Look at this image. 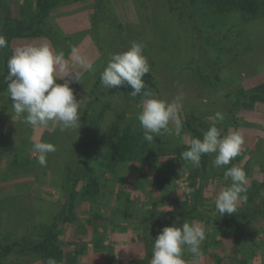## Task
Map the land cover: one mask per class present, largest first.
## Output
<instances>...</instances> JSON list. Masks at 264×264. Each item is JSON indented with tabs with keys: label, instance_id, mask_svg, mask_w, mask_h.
Returning a JSON list of instances; mask_svg holds the SVG:
<instances>
[{
	"label": "rangeland",
	"instance_id": "obj_1",
	"mask_svg": "<svg viewBox=\"0 0 264 264\" xmlns=\"http://www.w3.org/2000/svg\"><path fill=\"white\" fill-rule=\"evenodd\" d=\"M2 1L9 8L13 19L22 18V7L27 0ZM110 1L113 10L108 7L102 8L104 15H100L103 17L108 15L102 23L101 19L97 18L96 0L57 6L50 11L47 20V25L52 31L70 42L71 47L75 46L78 52L91 60L96 67V72L90 73L76 65L77 70L81 72V79L80 82L71 83L70 87L76 100L80 101V117L87 109L93 86L100 83V73L106 66L110 54L128 50L132 41L145 45L143 54L150 65L149 73L156 83L155 97L171 101L177 94H183L182 120L185 116L193 115L216 122L209 117L216 112L226 116L231 106L229 100L232 103L235 93L240 89H251L264 81V16L247 18L232 14L231 18L225 20L220 18L212 20L213 18H204V13L201 12L200 15L199 12L202 19L215 27L214 31L221 30L225 22H231L228 24L229 30L233 27L231 25L241 22L248 28L247 33L250 36L252 34L250 44L238 52L237 56L230 60H221L223 66L219 69V79L213 78L205 82L198 74H194L191 66L195 55L199 56L200 64L206 59L203 44L196 46L198 40L195 41L191 26L190 28L185 26L178 20L176 13L167 11L168 4L165 5L161 0ZM107 20L109 22L106 23ZM115 20L121 24L120 27L113 25ZM222 32L223 30L219 33L213 32L216 35H202L207 51L210 52L211 49L216 59L225 57L224 51L228 45L220 39ZM200 37L201 34L197 33L196 38ZM43 42H49L56 49L50 39L43 35L35 38H14L11 49L14 51L16 47L25 44L38 45ZM58 45L62 47L64 42ZM70 50L71 48L66 50V57L69 56ZM6 100V95L0 98V239L15 232L17 235H24L29 225L34 227L42 223L48 224L57 216L61 207V196L50 184L51 170L55 169V164L60 159V149L66 146L73 133L79 130L61 132L51 122L46 128L33 129L16 118L12 107L6 105ZM124 102L116 104L117 108L130 105L129 102ZM136 109L137 113H127L126 117L132 118V124L138 129L141 128L138 121V113L142 110L141 100L136 104ZM239 118L237 128L229 127L225 132L227 134L230 130L238 129L245 139L241 154L237 156L238 160L234 165L244 169L248 175V183L249 180L261 181L263 173L260 164H264V104L256 103L253 110L240 113ZM173 138L183 144L189 143L186 134H181L180 139ZM39 140L56 146V151L47 156L46 167H41L37 163L35 154L31 151L32 145ZM165 160L162 159L164 169ZM131 168L135 170V167ZM121 171V174L124 173ZM132 171L129 170L126 174L123 187L134 199L135 209L138 210L130 211V217L117 219L116 225H113L107 218L118 207L115 200L108 202L107 209L99 211L105 218L103 222L94 219L89 221L93 213L88 211L87 203L78 205L74 211L78 220L63 225V233L58 241L64 264H130L134 260L144 258L145 246L141 240L143 225L140 220L145 211H139L143 208L138 199L146 202L149 198L158 197L159 193L151 192L152 189L148 187H144L143 192L134 189L136 184L138 186L142 184L138 181L137 174ZM175 182L177 188L172 186V192L168 190L169 195L164 196V199L170 201L186 194L184 188L188 187V182L184 179H176ZM228 183L230 181H225L223 175L209 183L199 207L202 213L211 216L218 213L214 203L215 197L222 188L229 186ZM87 221L92 224L89 225ZM199 222L206 233L201 245L203 256L199 264H212L206 257L207 251L219 245L214 240L213 230L203 221ZM140 250L143 253L142 257H135ZM183 258L187 264H192L193 257L187 250ZM1 263L43 264V261L35 256L18 258L9 256L7 262H3V258L0 257Z\"/></svg>",
	"mask_w": 264,
	"mask_h": 264
},
{
	"label": "trees",
	"instance_id": "obj_2",
	"mask_svg": "<svg viewBox=\"0 0 264 264\" xmlns=\"http://www.w3.org/2000/svg\"><path fill=\"white\" fill-rule=\"evenodd\" d=\"M77 1L83 0H27L22 7V18L13 19L9 8L0 0V34L7 40V47L0 49V94L6 92V63L13 52L11 42L14 38H35L43 35L50 39L57 51L66 53V50L71 48L70 42L48 27L47 20L53 8ZM161 1H164L165 5L168 4L167 11L176 13L182 24L191 26L195 41L198 40L196 46L203 44L206 59L200 64L199 56L195 55L192 65L189 64L188 67L192 66L194 74H198L205 82L213 78L219 79V69L223 66L221 60H230L247 47L252 31L250 29V36L247 33L248 28L241 22L234 23L229 30L228 24L231 22H225L220 39L228 45L224 51L225 57L216 59L211 49L210 52L207 51L202 35H216L215 33L221 30L214 31L215 27L202 19L199 12L200 15L201 12L204 13V18H213L212 20H225L231 18L232 14L247 18L264 16V0ZM96 7L97 18L101 19V23L108 18V15H100H104L102 8L113 10L110 0H96ZM115 24L117 27L121 26L116 20L113 25ZM197 33L201 34L199 39L196 38ZM60 42H64L62 47L58 45ZM143 80L155 93L156 83L150 73H147ZM130 91L132 89L127 85L118 89H106L98 82L93 86L87 109L80 117L81 127L73 133L69 143L60 149V159L55 164V169L50 168V184L61 196L59 213L51 223L34 227L29 225L24 235H17L15 232L8 237L2 236L0 240L4 242H0V257L3 262H7L9 256H35L43 261V264L49 257L54 258L57 264H64L58 241L63 233V225L78 220L74 213L78 205L87 203L88 211L93 213L89 221L94 219L103 222L105 218L99 211L107 209L108 202L115 200L118 207L107 218L108 222L116 225L117 219L130 217L129 212L138 209H135L134 199L124 189L123 184L128 171L135 167L132 172L137 174L142 185L136 184L134 189L143 192V188L148 187L152 189L151 192H158L159 196L149 198L146 202L138 199L143 208H139V211H145L140 220L143 225L141 240L145 253L143 259L134 260L130 264H149L152 240L163 227L172 226L174 223L179 227L185 221L195 220L203 221L213 230L214 240L219 245L207 251L206 257L212 264H264V164H260L263 173L261 181L249 180L247 200L238 205L235 213L222 216L219 212L212 216L202 213L199 207L204 190L213 179L223 175L227 167L233 166L238 160L237 157L228 166L216 168L212 163L214 154L204 155L200 166L193 167L180 158L189 143L183 144L166 134L154 137L153 143L145 141L143 129H135L132 118L126 117L127 113H137L136 104L142 100L140 96L130 97ZM233 96L232 103L229 100L231 106L223 121L210 122L188 115L183 120L182 134L186 133L190 141L191 138L201 137L213 124L222 129V135L229 127L237 128L240 113L253 110L256 103L264 104V81L251 89H240ZM2 97L4 95H0V98ZM122 101L129 102L130 105L117 108L116 104L119 105ZM5 103L11 106L8 98ZM162 159H166V169L162 166ZM121 170L124 173L121 174ZM176 179L187 181L192 192L190 195L186 193L168 201L163 197L169 195V191L172 192V186L177 188ZM166 206L173 211H168ZM89 221L87 222L91 225Z\"/></svg>",
	"mask_w": 264,
	"mask_h": 264
},
{
	"label": "clouds",
	"instance_id": "obj_3",
	"mask_svg": "<svg viewBox=\"0 0 264 264\" xmlns=\"http://www.w3.org/2000/svg\"><path fill=\"white\" fill-rule=\"evenodd\" d=\"M5 47L7 40L0 34V49ZM144 47L142 42L132 41L128 50L110 54L100 73L101 85L106 89L127 85L132 89L130 97L142 98L138 121L145 141L153 143L154 137L164 134L179 137L184 131L181 118L183 94H177L171 101L155 97L143 80L150 71L143 54ZM76 65L90 73L96 72L94 63L83 57L75 46L71 47L68 57L63 51L54 49L49 42L16 47L6 63V92L0 95H6L11 101L16 118L33 129L46 128L50 122L61 132L79 129L80 101L76 100L70 87L71 83L80 82L81 79ZM58 80L64 82L57 83ZM209 119L221 122L224 115L216 112ZM244 144V136L238 129L222 135V129L213 124L201 137L190 139L187 150L180 154V158L193 167H199L202 156L214 154L213 166L221 168L241 154ZM31 151L37 163L46 167L47 156L56 151V146L39 140L32 145ZM223 179L230 181V184L215 197V208L220 216L235 213L238 205L246 202L249 190L247 174L237 165L227 167ZM184 192L190 195L192 189L185 187ZM205 238V230L199 221H185L179 227L175 223L163 227L152 240L149 264H187L183 258L185 250L192 255V264H199ZM45 264H57V261L49 257Z\"/></svg>",
	"mask_w": 264,
	"mask_h": 264
},
{
	"label": "crops",
	"instance_id": "obj_4",
	"mask_svg": "<svg viewBox=\"0 0 264 264\" xmlns=\"http://www.w3.org/2000/svg\"><path fill=\"white\" fill-rule=\"evenodd\" d=\"M142 254H143V253H142V251L140 250L139 253H138V255H136L135 257H142Z\"/></svg>",
	"mask_w": 264,
	"mask_h": 264
}]
</instances>
